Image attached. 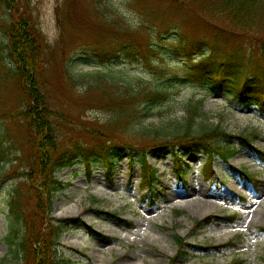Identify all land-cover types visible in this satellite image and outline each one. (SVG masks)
Here are the masks:
<instances>
[{
	"label": "rangeland",
	"instance_id": "obj_1",
	"mask_svg": "<svg viewBox=\"0 0 264 264\" xmlns=\"http://www.w3.org/2000/svg\"><path fill=\"white\" fill-rule=\"evenodd\" d=\"M204 1L30 0L34 20L53 50L48 55L46 76L53 86L54 107L64 110L76 129L102 126L113 131L107 109L95 105L98 95L93 85L110 86L111 77L120 86L128 85L136 91L167 85L171 89L167 101L152 107V114L146 118L139 119L138 115L132 123L129 121V126L122 122L118 130L123 136L113 131L115 136L128 139L140 134L142 137L133 143L147 149L161 141L178 143L185 132L220 126L231 134L251 135L252 146L264 151V113L256 106L243 105L226 90L214 92L208 82L167 81L175 73L184 76L183 63L189 58L198 61L211 56L210 60L218 61L229 52L232 61L242 56L241 65L250 73L264 70L263 56L258 53L263 47L264 25L261 30L245 31V36L217 32L201 18ZM7 6L0 0V136L13 138L7 145L13 161L0 167V264H27L13 256L7 241L8 202L12 191L25 180L20 174L25 171L24 158L29 153L28 135L18 117L24 103L22 91L5 54L4 27L7 17L12 18ZM143 22L153 31L148 36L156 53L147 55L143 51L132 58L100 57V51L89 46L108 45L109 23L116 24L117 30L139 33L137 38L141 39ZM220 23L227 24L223 20ZM216 40L219 43L213 49L212 45L205 46ZM181 44H193L186 56L175 50ZM73 59L77 61L71 63L76 78L67 73L69 79L64 68ZM87 93L91 104L83 101ZM199 101L202 115L188 127L187 108ZM77 139L86 138L76 134ZM232 143L236 144L235 155L228 162L218 158L209 178L204 175V165L209 166L204 153L187 155L180 176L179 162L170 149L162 150L160 156L148 150L147 157L142 151L116 155L110 175L105 161L100 159L92 163L90 170L79 161L59 171L57 176L65 188L54 198L52 217L69 227L60 240V252L74 264H264V161L238 140ZM20 156L24 160L16 163L14 159ZM145 160L157 172L158 190L143 188ZM24 186L29 195V185ZM192 187L199 190L195 201L193 196L176 195ZM198 199L208 201V205ZM102 211L119 212L133 225L126 227ZM212 215H237V220L201 223ZM75 218L84 224L74 225L71 219ZM18 227L24 233V226ZM176 235L188 244L190 253L185 258L174 259L178 251ZM229 240H233L230 247L205 249Z\"/></svg>",
	"mask_w": 264,
	"mask_h": 264
},
{
	"label": "trees",
	"instance_id": "obj_2",
	"mask_svg": "<svg viewBox=\"0 0 264 264\" xmlns=\"http://www.w3.org/2000/svg\"><path fill=\"white\" fill-rule=\"evenodd\" d=\"M4 1L12 14V18L7 17L9 21L4 27L7 38V43L4 45L5 54L9 56V69L18 78L22 91L21 96L24 103L18 117L21 118L19 119L28 135L29 145V153L24 158L25 171L20 174L25 180L12 191L8 202L10 222L7 241L16 259H24L27 264H74L70 257L65 256L59 250L60 240L69 228L68 224L53 218L51 214L57 192L65 188L64 182L58 178L57 173L74 166L79 161L90 170L94 161L102 159L110 175L114 167L113 158L116 155H123L126 152L133 154L135 151L146 153L148 150L160 156L164 153L162 150L170 149L174 151L180 169L183 168L185 157L191 153H204L208 164L212 166L218 157L228 161L235 155L236 144L232 143L235 140L257 156L264 157V151L252 146L251 135L231 134L220 126L208 131L201 129L197 133L185 132L178 143L161 141L147 149H140L133 143L142 137L140 134H133L128 139L116 137L113 131L120 134L118 127L124 124L122 122L125 121L129 126V121L132 123L138 115H140L139 119L146 118L152 114V107L170 98L171 89L167 85L164 87L157 85L150 90L136 91L128 85L120 86L113 80V77L108 80L110 86L102 87L97 82L95 85L98 86L93 85L92 87L94 94L98 95V98L94 100L95 105L107 109L110 114L108 120L113 131L102 126L92 129H83V127L82 130L76 129V124L68 119V114L53 105L52 100H55L51 92L53 86L46 76L48 55H52L53 50L34 20L30 10V0ZM175 1L180 2V0ZM201 10V18L218 30L217 32L232 34L236 32L245 36V31L261 30L264 25V0H205ZM222 20L227 24L220 23ZM140 29L143 34L141 39L137 38L139 33L136 34L125 28L117 30L116 24L109 23L106 26V35L109 37L108 45L90 43L89 46L94 50H99L98 56L100 57L111 55L114 58H132L141 56L143 51L147 55L156 53V48L149 43L152 39L148 36V33H153V31H150V27L145 22L142 23ZM209 43L205 46L211 47L212 45L213 49L219 41ZM192 46L193 44L189 46L181 44L175 47V50L186 56ZM261 49L258 53L264 59V41ZM231 53H227L223 59L218 61L210 60L211 56L203 57L198 61L189 58L183 63L184 76L175 73L167 81L170 84L173 80L208 82L212 85L214 92L226 90L235 98L237 97L243 105H254L261 113H264V70L250 73L246 67L241 65L242 56L232 61ZM74 62H77L76 59L67 61L64 68L65 74L68 76L67 73H69L72 79L76 78L71 68V63ZM218 64H221V67ZM89 96L90 94L87 93L83 101L91 104ZM114 101L118 103L115 104ZM54 104H57L56 101ZM125 108H128L129 113ZM187 111L189 116L186 118V126L189 127L195 118L202 115L201 102L188 107ZM76 134H81L86 139L76 140ZM12 140L13 138L5 139L4 136H0V167L12 160L10 148L7 146L11 145ZM21 156L15 158L14 161L18 163L24 160ZM142 172L143 187L151 188L156 180V172L146 161ZM1 182L2 178H0V184ZM23 184L29 185V195ZM102 212L112 220L128 227L132 226L131 222L122 218L117 212ZM71 220L74 225L84 224L80 218ZM235 220V215L222 217L212 215L201 223L207 225L218 221L233 223ZM18 225L24 226V233H20L21 229ZM175 241L178 245V252L174 259L185 258L190 253L186 240L176 235ZM232 243L233 240L206 248L221 250L232 246Z\"/></svg>",
	"mask_w": 264,
	"mask_h": 264
},
{
	"label": "bare ground",
	"instance_id": "obj_3",
	"mask_svg": "<svg viewBox=\"0 0 264 264\" xmlns=\"http://www.w3.org/2000/svg\"><path fill=\"white\" fill-rule=\"evenodd\" d=\"M197 194H199V190H197L195 187H192L191 189H190V191H184V192H182V193H177L176 195L179 197V198H186V196H193V198H194V196L195 195H197ZM213 195H215V196H217L216 194H213ZM219 196H222L221 194H219ZM196 199L194 198V201H195ZM198 201H200L201 203H204V204H206V205H208V201H204V200H202V199H198Z\"/></svg>",
	"mask_w": 264,
	"mask_h": 264
}]
</instances>
